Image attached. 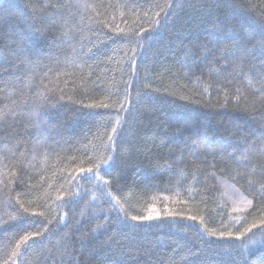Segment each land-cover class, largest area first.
<instances>
[{
	"label": "trees",
	"instance_id": "trees-1",
	"mask_svg": "<svg viewBox=\"0 0 264 264\" xmlns=\"http://www.w3.org/2000/svg\"><path fill=\"white\" fill-rule=\"evenodd\" d=\"M0 264H264V0H0Z\"/></svg>",
	"mask_w": 264,
	"mask_h": 264
},
{
	"label": "snow or ice",
	"instance_id": "snow-or-ice-1",
	"mask_svg": "<svg viewBox=\"0 0 264 264\" xmlns=\"http://www.w3.org/2000/svg\"><path fill=\"white\" fill-rule=\"evenodd\" d=\"M105 167H107V165H105ZM81 171H84V169H81ZM89 173H91L93 170L91 169V168H89L88 170H87ZM133 219H137L136 217H133ZM27 238V237H26Z\"/></svg>",
	"mask_w": 264,
	"mask_h": 264
}]
</instances>
